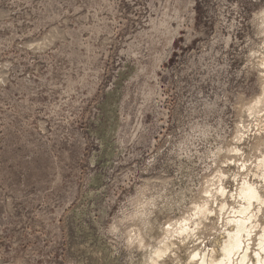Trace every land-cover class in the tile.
<instances>
[{"label":"rangeland","instance_id":"rangeland-1","mask_svg":"<svg viewBox=\"0 0 264 264\" xmlns=\"http://www.w3.org/2000/svg\"><path fill=\"white\" fill-rule=\"evenodd\" d=\"M263 10L0 0V264H197L216 246L237 184L264 195V102L247 109L264 80Z\"/></svg>","mask_w":264,"mask_h":264},{"label":"bare ground","instance_id":"bare-ground-1","mask_svg":"<svg viewBox=\"0 0 264 264\" xmlns=\"http://www.w3.org/2000/svg\"><path fill=\"white\" fill-rule=\"evenodd\" d=\"M260 14L263 17L262 23H264V10ZM262 102H264V80L261 93L252 99L247 109L251 112L256 109L258 110ZM257 167L261 169L264 174V156L258 160ZM224 189L221 182L216 191L220 195H223ZM236 196L238 205L232 208L233 213L228 217L227 228L218 236L215 241L216 246L211 248L208 252L202 254L198 252L194 254V256H199L197 264H233V256L236 254L237 258L235 264H264V226L259 230L258 234L255 232L259 212L262 211L264 207V195L253 181L250 179H242L237 184ZM255 204L256 210L254 211L253 206ZM225 205L226 202H221L220 209H223ZM207 212H210V209L207 202H204L196 207L195 214L202 215ZM186 223V218H183L181 221L172 224L170 230L174 232H184L188 225ZM253 235H258L256 238L258 240V247L255 251L254 261L251 260L249 242L252 240ZM169 247L170 246L166 243H164V246L157 247L155 249V257L163 254ZM152 260L156 263L154 258H152Z\"/></svg>","mask_w":264,"mask_h":264}]
</instances>
